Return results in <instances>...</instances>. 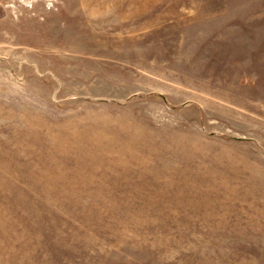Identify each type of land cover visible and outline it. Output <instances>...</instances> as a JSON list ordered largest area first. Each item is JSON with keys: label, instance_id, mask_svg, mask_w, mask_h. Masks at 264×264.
<instances>
[{"label": "rangeland", "instance_id": "1", "mask_svg": "<svg viewBox=\"0 0 264 264\" xmlns=\"http://www.w3.org/2000/svg\"><path fill=\"white\" fill-rule=\"evenodd\" d=\"M0 264H264V0H0Z\"/></svg>", "mask_w": 264, "mask_h": 264}]
</instances>
